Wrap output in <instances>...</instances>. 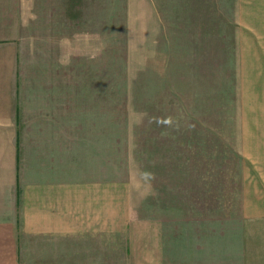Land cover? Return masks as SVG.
I'll list each match as a JSON object with an SVG mask.
<instances>
[{
    "label": "rangeland",
    "instance_id": "374dc122",
    "mask_svg": "<svg viewBox=\"0 0 264 264\" xmlns=\"http://www.w3.org/2000/svg\"><path fill=\"white\" fill-rule=\"evenodd\" d=\"M261 16V0H0L31 113L72 114V171L126 183L132 224L78 264H264Z\"/></svg>",
    "mask_w": 264,
    "mask_h": 264
},
{
    "label": "crops",
    "instance_id": "0c3cea01",
    "mask_svg": "<svg viewBox=\"0 0 264 264\" xmlns=\"http://www.w3.org/2000/svg\"><path fill=\"white\" fill-rule=\"evenodd\" d=\"M261 14L264 99V0ZM21 67L20 46L0 38V264H78L92 250H102L101 241L123 235L132 224L130 206L126 210L123 202L126 183L72 171L77 162L72 114L31 113ZM51 81L46 77L43 83ZM47 94L54 98L55 87ZM262 124L264 211V116Z\"/></svg>",
    "mask_w": 264,
    "mask_h": 264
}]
</instances>
